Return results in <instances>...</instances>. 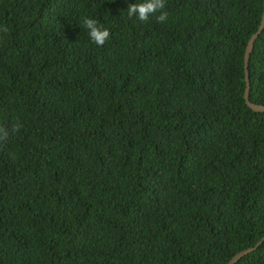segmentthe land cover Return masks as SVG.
Here are the masks:
<instances>
[{"label": "trees", "instance_id": "obj_1", "mask_svg": "<svg viewBox=\"0 0 264 264\" xmlns=\"http://www.w3.org/2000/svg\"><path fill=\"white\" fill-rule=\"evenodd\" d=\"M141 2L0 0V264H225L264 234L262 0ZM248 73L264 104V25Z\"/></svg>", "mask_w": 264, "mask_h": 264}, {"label": "clouds", "instance_id": "obj_2", "mask_svg": "<svg viewBox=\"0 0 264 264\" xmlns=\"http://www.w3.org/2000/svg\"><path fill=\"white\" fill-rule=\"evenodd\" d=\"M165 8V0H143L141 3H132L127 7V12L129 16H136L141 21L148 20L150 15H156L157 22H165L168 18V13L163 11ZM83 27L88 31L90 40L98 46H103L106 40L109 38L108 29L104 28L103 25L98 24L95 19L85 17L82 21ZM0 31L4 33L8 32L6 26L0 28ZM21 127L19 121H17L13 127L12 131H18ZM8 130L0 127V140H5L8 137Z\"/></svg>", "mask_w": 264, "mask_h": 264}, {"label": "water", "instance_id": "obj_3", "mask_svg": "<svg viewBox=\"0 0 264 264\" xmlns=\"http://www.w3.org/2000/svg\"><path fill=\"white\" fill-rule=\"evenodd\" d=\"M264 25V0H262V12L260 15V19L258 25L249 37L247 38L243 50V57H242V65H243V81H244V88L242 92V98L244 100L245 105L253 111L256 112H264V104L254 103L249 100V89H250V82H249V73H248V61L250 52L253 48L254 40L256 39L258 33L261 31ZM264 241V234L259 237L251 246L242 248L235 252L226 262L225 264H233L237 261L240 257L255 250L262 242Z\"/></svg>", "mask_w": 264, "mask_h": 264}]
</instances>
